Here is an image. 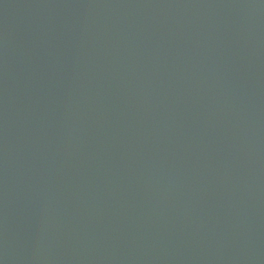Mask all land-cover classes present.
Masks as SVG:
<instances>
[{"label": "water", "instance_id": "95a60500", "mask_svg": "<svg viewBox=\"0 0 264 264\" xmlns=\"http://www.w3.org/2000/svg\"><path fill=\"white\" fill-rule=\"evenodd\" d=\"M0 264H264V0H0Z\"/></svg>", "mask_w": 264, "mask_h": 264}]
</instances>
